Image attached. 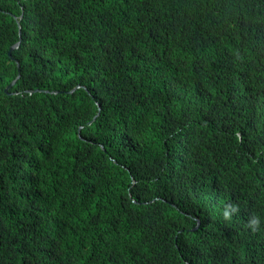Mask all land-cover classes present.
<instances>
[{
  "label": "trees",
  "instance_id": "16d2710c",
  "mask_svg": "<svg viewBox=\"0 0 264 264\" xmlns=\"http://www.w3.org/2000/svg\"><path fill=\"white\" fill-rule=\"evenodd\" d=\"M256 92L264 0H0V264H264Z\"/></svg>",
  "mask_w": 264,
  "mask_h": 264
},
{
  "label": "clouds",
  "instance_id": "9594fccd",
  "mask_svg": "<svg viewBox=\"0 0 264 264\" xmlns=\"http://www.w3.org/2000/svg\"><path fill=\"white\" fill-rule=\"evenodd\" d=\"M234 62L235 64L231 65L232 67L234 65L243 66V68L240 67V71L238 70L235 71V76H233L237 82H240L243 85H250L260 79L259 75H257V77L253 80H249L248 78H246L247 76H246L245 71H246V66L248 62L245 60V57L241 53L235 54ZM247 107H248L249 114L251 115L252 118L245 117L246 122L247 123L258 122L260 123L261 126L264 127V114H261L264 110V93L256 92L255 94L250 96V98L248 99ZM239 136L241 135L239 134ZM258 143L260 146L259 149L264 150V135L261 139H259ZM254 169H258V170L262 169L260 171L264 173V168L257 167ZM246 171L250 173V170L246 169ZM238 210H239L238 207L235 205L225 206V209L223 211V218L225 220H231L233 213L237 212ZM248 215H253V216L249 218L247 227H249L252 231L255 232L260 225V218L254 215L252 208Z\"/></svg>",
  "mask_w": 264,
  "mask_h": 264
},
{
  "label": "water",
  "instance_id": "95a60500",
  "mask_svg": "<svg viewBox=\"0 0 264 264\" xmlns=\"http://www.w3.org/2000/svg\"><path fill=\"white\" fill-rule=\"evenodd\" d=\"M20 46V42L19 43H17V44H15L14 46H12V48H11V50H10V52H9V54L11 55L12 54V51H13V49H15V48H18ZM14 82L15 81H13L12 82V84H10L8 87H7V89H6V91H8L11 87H12V85L14 84Z\"/></svg>",
  "mask_w": 264,
  "mask_h": 264
}]
</instances>
